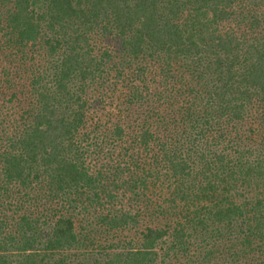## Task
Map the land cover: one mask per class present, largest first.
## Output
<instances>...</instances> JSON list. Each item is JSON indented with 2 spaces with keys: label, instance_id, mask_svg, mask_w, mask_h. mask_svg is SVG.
<instances>
[{
  "label": "trees",
  "instance_id": "1",
  "mask_svg": "<svg viewBox=\"0 0 264 264\" xmlns=\"http://www.w3.org/2000/svg\"><path fill=\"white\" fill-rule=\"evenodd\" d=\"M0 264H264V0H0Z\"/></svg>",
  "mask_w": 264,
  "mask_h": 264
}]
</instances>
